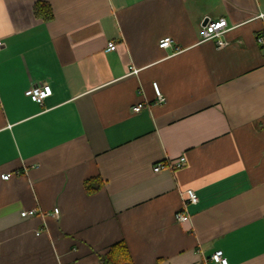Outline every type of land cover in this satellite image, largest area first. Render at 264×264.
I'll return each mask as SVG.
<instances>
[{"label":"crops","instance_id":"obj_1","mask_svg":"<svg viewBox=\"0 0 264 264\" xmlns=\"http://www.w3.org/2000/svg\"><path fill=\"white\" fill-rule=\"evenodd\" d=\"M263 32L264 0H0V264H101L121 240L135 264H264Z\"/></svg>","mask_w":264,"mask_h":264},{"label":"built area","instance_id":"obj_2","mask_svg":"<svg viewBox=\"0 0 264 264\" xmlns=\"http://www.w3.org/2000/svg\"><path fill=\"white\" fill-rule=\"evenodd\" d=\"M229 29L227 19L224 17L212 18L209 15H205L200 20V32L203 40L206 39H215L218 47H223L228 44V41L225 39V34ZM257 40L259 43H264V32L258 34ZM5 45L4 41L0 39V49ZM159 46L161 48H173V52H179L182 50V46L176 44L171 36H165L159 40ZM108 47L110 49L116 48V42L111 40L108 42ZM132 72H136L137 69L131 66L130 69ZM154 91L156 94V101L163 102L165 100L164 94L161 92L160 87L157 82H153ZM52 94L51 85L46 82H37L32 85L30 90V97L32 100L43 103L44 100ZM142 104H137L133 107L134 111H137L141 108ZM185 162V157L180 156L177 162H164L159 161L155 164L154 169L159 171L165 167L169 166H180ZM9 173L3 174V178H8ZM182 204L181 207L175 212V219L179 222L187 220L190 217L189 205L196 204L199 201V196L195 189L186 188L180 191ZM37 212L36 208L30 210H22L21 214L23 216L35 214ZM54 215L58 214V208H55L53 211ZM211 260L215 261L217 264H229L225 256H223L220 250L214 251L210 257Z\"/></svg>","mask_w":264,"mask_h":264},{"label":"trees","instance_id":"obj_3","mask_svg":"<svg viewBox=\"0 0 264 264\" xmlns=\"http://www.w3.org/2000/svg\"><path fill=\"white\" fill-rule=\"evenodd\" d=\"M34 13L36 16L45 20L53 18V8L46 1H38L35 3ZM102 180L98 178H88L84 185L88 192L96 191L100 188ZM101 264H135L130 253L129 247L124 240L115 242L109 250L100 257Z\"/></svg>","mask_w":264,"mask_h":264}]
</instances>
